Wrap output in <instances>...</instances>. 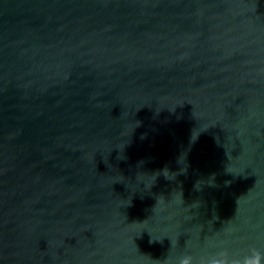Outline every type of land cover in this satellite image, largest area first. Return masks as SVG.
Wrapping results in <instances>:
<instances>
[{
  "label": "water",
  "instance_id": "95a60500",
  "mask_svg": "<svg viewBox=\"0 0 264 264\" xmlns=\"http://www.w3.org/2000/svg\"><path fill=\"white\" fill-rule=\"evenodd\" d=\"M264 253V0H0V264Z\"/></svg>",
  "mask_w": 264,
  "mask_h": 264
},
{
  "label": "clouds",
  "instance_id": "9594fccd",
  "mask_svg": "<svg viewBox=\"0 0 264 264\" xmlns=\"http://www.w3.org/2000/svg\"><path fill=\"white\" fill-rule=\"evenodd\" d=\"M179 264H193V258L191 256L182 257ZM201 264H264V253L253 249L250 255L243 258H230L227 252H221L217 256L202 261Z\"/></svg>",
  "mask_w": 264,
  "mask_h": 264
}]
</instances>
